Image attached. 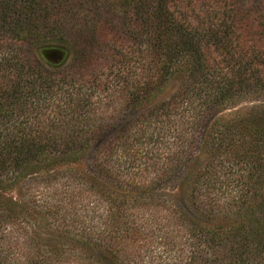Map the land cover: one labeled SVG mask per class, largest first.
Listing matches in <instances>:
<instances>
[{
  "label": "trees",
  "instance_id": "1",
  "mask_svg": "<svg viewBox=\"0 0 264 264\" xmlns=\"http://www.w3.org/2000/svg\"><path fill=\"white\" fill-rule=\"evenodd\" d=\"M72 32L73 74L44 67ZM247 87L264 88V0H0V264H142L126 244L162 218L177 264H264V216L217 224L218 113ZM261 118L237 123L242 155Z\"/></svg>",
  "mask_w": 264,
  "mask_h": 264
},
{
  "label": "rangeland",
  "instance_id": "2",
  "mask_svg": "<svg viewBox=\"0 0 264 264\" xmlns=\"http://www.w3.org/2000/svg\"><path fill=\"white\" fill-rule=\"evenodd\" d=\"M253 2L254 0H252V3ZM53 39L56 38L54 37L52 40ZM76 39L77 36L72 32L70 36H65L62 40H53L44 44V48L48 49L46 50L47 57L44 55L40 57L44 67L54 71L68 70L69 74H73V67L75 68L78 65V61L74 63L73 60L75 49L77 48L75 44V42H77ZM91 47H93L90 48L91 50H87L89 54H84V57H95L96 46ZM56 48L62 49L64 54L59 55L58 53H52ZM80 49L82 52V47H80ZM54 65L56 68L53 67ZM249 88L247 87L245 94L242 93L240 96L234 97L235 100H233L232 104L226 108H221L218 113L219 139L224 135L223 133L226 129L225 124L230 123L228 136L230 143L228 148H225V145L221 143L218 149L217 161L219 178L217 195L220 214L218 215L217 224L220 228L228 225L233 233L238 232V228L241 224L247 225V223H249L247 219L251 218V212L255 213L252 218L264 216V141L258 142L257 148H255L252 153L248 152L249 154L247 155H242L243 151L240 150L236 141L238 133L240 132V128L237 124L240 119L244 117L248 118V115H258L259 118L262 117L260 119L262 123L261 126H264V88H251L250 90ZM114 89L115 88L110 87V90H113V92L115 91ZM111 94L109 100L107 95H97L95 98L99 103H96L100 105L93 104L92 109L94 108V110H96L95 112L99 115L103 114L110 116L113 114L114 111L118 109V102L113 99V95L116 93L114 92ZM92 101H94L93 98ZM246 137L251 138L252 135L246 134ZM113 165L110 164V166ZM115 165L112 170L118 172V175L122 179L124 176L130 175V173L135 171L134 168H130V171L125 173L124 169H129L126 165L119 168L120 171H117ZM153 175H155L153 171L150 173L148 172L146 177L151 178ZM17 187L18 186L15 188L17 189ZM161 187V190L168 194V186ZM15 188L12 191L13 194L16 193ZM225 213L227 214V218ZM161 215H165V213L163 212ZM165 221L166 220L162 218L156 221V223L147 225L143 229L145 239L141 238L137 240L136 243L127 242V253L137 254V256L134 257L136 259L131 256H129L128 259L140 261L142 264H177L176 261L173 262L171 260L172 257H175V255L179 253L177 242L180 239V235L175 234L173 236L174 233L167 227ZM154 227L159 228V230L151 234L150 231H152ZM236 235L234 236L235 240L239 238ZM139 250L140 252L138 254L137 251ZM186 254L187 250H184L182 255ZM196 259L198 258L193 259L191 263L201 264V261L199 263Z\"/></svg>",
  "mask_w": 264,
  "mask_h": 264
},
{
  "label": "water",
  "instance_id": "3",
  "mask_svg": "<svg viewBox=\"0 0 264 264\" xmlns=\"http://www.w3.org/2000/svg\"><path fill=\"white\" fill-rule=\"evenodd\" d=\"M48 48V47H47ZM46 50H48V49H46V48H43L42 49V53H43V55L45 56V57H47V52H46ZM52 53H55V54H59V55H62V54H64V51L62 50V49H60V48H56V49H54V52H52Z\"/></svg>",
  "mask_w": 264,
  "mask_h": 264
}]
</instances>
